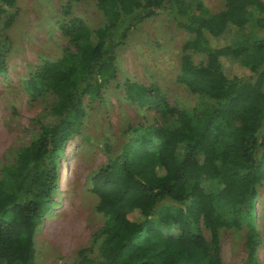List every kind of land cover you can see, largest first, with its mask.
Returning <instances> with one entry per match:
<instances>
[{"label":"trees","instance_id":"trees-1","mask_svg":"<svg viewBox=\"0 0 264 264\" xmlns=\"http://www.w3.org/2000/svg\"><path fill=\"white\" fill-rule=\"evenodd\" d=\"M75 1L65 0L62 16ZM95 6L104 23L90 28L68 17L59 24L68 45L60 58L40 61L28 77L35 93L53 101L33 119L36 134L1 169L0 264H34V232L51 209L64 145L86 116L83 98L102 94L116 74L115 48L161 9L191 35L182 45L176 81L197 102L179 109L153 85L122 83L126 99L154 108L162 119L126 124L116 151L108 150L91 175L103 222L70 264H221L219 231L239 230L244 220L245 263L256 264L258 234L249 215L264 180V48L260 39L244 45L242 29L248 22L264 29V0H224L223 9L198 18L192 15L204 8L182 0H95ZM13 7L14 0H0V33ZM225 33L230 43L211 45ZM8 42L0 34V72ZM188 51L204 52V63H194ZM222 57L237 65L225 67Z\"/></svg>","mask_w":264,"mask_h":264},{"label":"rangeland","instance_id":"rangeland-1","mask_svg":"<svg viewBox=\"0 0 264 264\" xmlns=\"http://www.w3.org/2000/svg\"><path fill=\"white\" fill-rule=\"evenodd\" d=\"M182 1L185 5L199 3L204 8L203 11L197 10L192 18L209 16L223 9L224 4V0ZM64 2L14 0L12 21L0 33L9 41L4 70L0 72L1 178V169L14 162L15 151L36 134L37 125L33 119L43 114L53 101L48 93H35L28 77L40 61L57 60L68 46L59 24L70 16L82 18L90 28L104 23L95 0H76L69 13L62 16ZM189 37L191 35L161 9L130 29L124 42L115 48V77L104 84L99 97L83 98L86 116L80 131L64 145L51 209L34 232V264H70L77 250L90 243L91 234L103 222L102 216L95 211L98 198L91 191V175L105 163L108 150L110 153L116 151L126 124L147 125L160 123L162 119L154 108L139 107L126 99L122 89L124 81L145 87L155 86L170 106L179 109L195 106L196 96L176 81L182 45ZM230 39V34L225 33L210 39V43L216 47L230 43ZM259 39L264 48V29H255L253 22H248L242 29V43L250 46ZM188 52L194 63H204V52ZM254 55L261 58L262 52ZM222 61L225 67L237 65L228 57H222ZM249 216L258 234L254 261L264 264V180L256 185ZM244 222L239 230L222 228L219 231L221 264H246L247 247L244 243L248 227ZM200 230L208 240L209 232L201 223Z\"/></svg>","mask_w":264,"mask_h":264}]
</instances>
